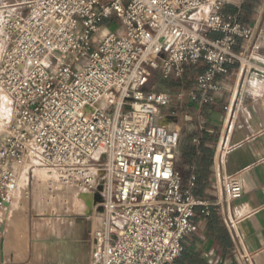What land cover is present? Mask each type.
<instances>
[{
	"label": "built area",
	"instance_id": "1",
	"mask_svg": "<svg viewBox=\"0 0 264 264\" xmlns=\"http://www.w3.org/2000/svg\"><path fill=\"white\" fill-rule=\"evenodd\" d=\"M225 4L0 0V29L9 39L0 90L14 115L0 144V211L9 209L18 190L19 169L42 164L56 170L62 187L100 198L91 264H177L198 230L196 210L208 216L209 204L193 193L195 176L184 186L176 169V104L185 92L174 101L146 87L155 72L179 78L194 66L201 72L188 101L207 106L227 67L264 75L255 45L236 51L240 41L250 42L252 30L225 14ZM111 21L120 30L104 33ZM166 117L176 121L158 125ZM219 181L225 204L241 196L237 177Z\"/></svg>",
	"mask_w": 264,
	"mask_h": 264
},
{
	"label": "crops",
	"instance_id": "2",
	"mask_svg": "<svg viewBox=\"0 0 264 264\" xmlns=\"http://www.w3.org/2000/svg\"><path fill=\"white\" fill-rule=\"evenodd\" d=\"M223 12L252 30L250 42L240 41L236 51L255 45L264 58V0H226ZM207 36L216 39L220 34ZM216 84L215 102L199 106L201 116L185 129L182 140L180 136L175 157L177 168L193 147L197 153L189 157L186 183L191 174L206 176L202 199L209 204V215L196 211L198 230L185 248L206 264H264V75L227 67ZM221 176L237 177L241 185V196L228 204L223 202ZM32 178L37 186V177ZM73 191L60 189L51 202L53 197L46 201L42 191L29 189L26 232L11 224L14 232L5 237L7 224L0 223V264H91L90 232L100 210L97 202L89 213L75 209ZM12 234L18 237L15 249L6 253L7 235Z\"/></svg>",
	"mask_w": 264,
	"mask_h": 264
},
{
	"label": "rangeland",
	"instance_id": "3",
	"mask_svg": "<svg viewBox=\"0 0 264 264\" xmlns=\"http://www.w3.org/2000/svg\"><path fill=\"white\" fill-rule=\"evenodd\" d=\"M102 30H106V32H116L120 30V27L117 21H111V22L105 23V25L102 27ZM101 35L102 33L99 32L98 34L95 35L94 38L97 40L101 37ZM8 44H9V39L6 33L0 29V62H1L2 55L4 51L6 50ZM196 71H199L197 67H194V66L185 67L184 73L179 78H175L173 76H169L168 78H162L160 77L158 73L155 72L151 75L148 81L147 87H146V90L149 92L165 93V94L167 93L174 97V101H176L177 96L180 92L182 91L185 92L186 96L184 98H181L179 104H176L178 106V112L176 115H177L178 125L181 130V140L186 135L185 129L192 128L193 126H195L197 124V119L201 116V110L199 109V106L190 105L188 102V96H187L188 91L194 86V82H193L194 76L193 75L196 73ZM2 93L3 92L0 90V96L2 95ZM9 106L10 107H6V106L4 107L0 104V122H1L0 127L2 126L0 128L1 130L0 131V144L6 137L9 131V128L12 125L13 119H14L13 108H12L11 102ZM169 114L170 113L168 111L161 112V115H169ZM185 117H188L189 120L186 121ZM51 170H52L51 167H47L45 165H42V167L40 168H35V169L30 168L29 171H27L26 167L24 168L22 167L19 169L20 175H21L20 180L22 182H23L22 180L23 172L26 171L27 173L26 177L25 176L23 177L27 179L25 180L27 182V203H28L29 189L30 190L32 189L33 191H42L41 196H43V198H46V201H50V198L53 197L54 200H51V202L55 201V198H57V195H56L57 191H59L60 189H63V190L65 189L64 187L60 185L58 181V176L56 175V171H51ZM34 172H41L44 175V178H37L38 179V183H36L38 184L37 186L35 185L34 180L32 178V175L34 176ZM49 172H51L50 175H48ZM21 181H20V184L22 186L20 187V191L16 195V197L14 195L15 200L12 203L10 210L8 212L5 210L0 211V219L3 221L2 227H4L6 223L5 218L8 216V214L12 212L14 208V203L16 201L17 196L23 190L24 183H21ZM73 193L76 195L75 209L80 207L77 201L79 198L82 197L84 193H88L92 196L91 199L93 201V205L95 202L100 200V198L98 197L96 193H91L88 191H78V190L73 191ZM13 227L14 225L5 226V230L7 229V231L4 232L5 237L7 233L10 234L14 232ZM7 236H8L7 243L5 244L7 247L6 253H10L13 251V249H15L14 242H15V239H17L18 237L13 234L7 235Z\"/></svg>",
	"mask_w": 264,
	"mask_h": 264
},
{
	"label": "bare ground",
	"instance_id": "4",
	"mask_svg": "<svg viewBox=\"0 0 264 264\" xmlns=\"http://www.w3.org/2000/svg\"><path fill=\"white\" fill-rule=\"evenodd\" d=\"M102 31L104 33L106 32V30H102ZM0 104L2 106H4V107L5 106L6 107H10L9 106L10 105V100L3 93L0 96ZM24 167H26L27 171H29L30 168L35 169V168L42 167V164L31 165V163H27L26 165H24ZM51 171H56V170L52 169ZM50 174H51V172L48 173V175H50ZM26 175H27V173H26V171H24L23 172V176H22L23 182L21 181V183H24L23 184V190L17 196L16 201L14 203V208H13L12 212L10 214L7 213L8 216L5 218L6 219V223L5 224H7L9 226L11 224L17 223L24 230V233L26 232V210H27V206H28V203H27V182L25 181L27 179L23 178L24 176L26 177ZM56 175H58L57 172H56ZM34 176H36L37 178H44V175L41 172H34ZM21 186L22 185L20 184L19 187H18V190H17V192L15 194V197L19 193ZM15 197H14L13 201H11L9 209L6 210L7 212L10 210V208L12 206V203L15 200ZM91 198H92V196L90 194L84 193L82 195V197L78 199L79 202L77 201V203L80 205V207H79L80 208L79 209L80 212H83V213H89L90 212V210H91V208L93 206V201H92Z\"/></svg>",
	"mask_w": 264,
	"mask_h": 264
},
{
	"label": "trees",
	"instance_id": "5",
	"mask_svg": "<svg viewBox=\"0 0 264 264\" xmlns=\"http://www.w3.org/2000/svg\"><path fill=\"white\" fill-rule=\"evenodd\" d=\"M198 74H199V71H196V73L193 75L194 79L196 78ZM196 153L197 152L193 149V147L188 148L185 151V153L181 156L179 166L176 168L177 170H179L181 174L183 185L184 183H186V179H187L188 172H189L188 167L191 164V159L189 157L193 154L195 155ZM194 176H195V183H194L193 193L196 196L202 198L204 196L203 189L206 185V180H205L206 176L205 175H201L199 177H197L196 175ZM198 210L200 211L201 215L205 216L204 214H202L203 209L199 208L196 211ZM177 264H206V263L201 261L196 255H193V254L188 255L186 248H185V243H184L183 252L181 256L179 257V259L177 260Z\"/></svg>",
	"mask_w": 264,
	"mask_h": 264
},
{
	"label": "water",
	"instance_id": "6",
	"mask_svg": "<svg viewBox=\"0 0 264 264\" xmlns=\"http://www.w3.org/2000/svg\"><path fill=\"white\" fill-rule=\"evenodd\" d=\"M176 120L170 117H166L158 121V125H166L169 123H174Z\"/></svg>",
	"mask_w": 264,
	"mask_h": 264
}]
</instances>
